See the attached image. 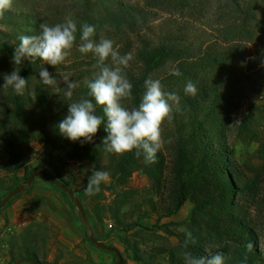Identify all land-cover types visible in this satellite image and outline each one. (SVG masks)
Listing matches in <instances>:
<instances>
[{
	"label": "trees",
	"instance_id": "trees-1",
	"mask_svg": "<svg viewBox=\"0 0 264 264\" xmlns=\"http://www.w3.org/2000/svg\"><path fill=\"white\" fill-rule=\"evenodd\" d=\"M43 1L46 0H13L11 10L0 19V26L3 27L0 28V149L8 153L7 162L0 163V170L7 174L14 173L20 167L22 153L29 150L32 141L42 140L51 145L62 154L64 160L88 158L96 170L110 174V184L106 186L102 183L96 198L100 201L102 190L113 195L109 210L117 233L126 235L135 227L141 226V223L138 219L131 222L125 219L130 216L122 209L130 202L131 192H117V188L127 187L132 174L142 168L159 195L157 202H150L152 211L157 215V223L163 218L175 215L186 201L192 202V216L186 230L191 231L195 243L185 248V233L181 232L177 235L179 239L175 245L164 249L153 248L149 254H141L136 245L121 236L135 263L155 264L159 255L166 254L167 264H185L186 251H190L194 256H206L209 252L215 253L219 250L224 254V264H261L263 250L260 247L259 230L261 228L264 231V198L260 192L259 173L256 169L240 165L235 158L234 138H231L233 135L246 141H260L257 120L262 108L258 105L257 94L264 83V11L252 8L253 5L242 7L239 0H224L234 11L239 12L242 22L224 26L223 39L228 42V46L213 52L203 51L201 47L194 49L184 40L175 42L167 38L156 39L151 33L135 35V44L134 40L123 36L129 32L128 28L130 32L137 33L138 27L141 26L138 20L141 9L131 0H78L80 8L85 11L81 20L79 18L75 21L76 40L80 39L82 26L87 23L98 29L105 30L109 27V33L113 32L118 43L126 42L131 47L135 45V61L123 71V75L133 86V98L122 101L125 107H138L144 92V80L149 75L161 81L164 91L176 93L180 97V110L174 109L169 120L174 138V154L170 184L166 194H163L166 157L162 149L158 151L154 164H146L143 155L137 157L135 150L123 156L106 151L103 139L107 133L103 124L91 143H74L59 134L57 125L67 113V104L77 102L81 98L92 99L88 97L89 90L83 82L92 79L94 75L84 76L78 73L75 78L72 77V81L78 83L79 87L73 90L71 99H67L62 92L55 94L52 87L40 81L38 71L43 61L39 58L35 61L25 60L20 65L12 63V56L20 44L21 35H39L41 25L53 26L65 22L62 12L55 10L56 6L51 0L46 2L51 3L49 8L44 9L40 4ZM145 1L150 4L157 0ZM176 1L186 6L190 0ZM74 3L67 2L68 6H63V9H77ZM46 14L50 15L47 17ZM249 23L255 26L259 33L258 42L262 49L245 63L242 48L235 44L252 39L253 34L247 28ZM212 43L216 45V42ZM243 63L246 66L245 71H242ZM174 66L180 69L181 76L169 74V69ZM44 67L49 69L50 65ZM14 68L27 80L23 96H17L11 87L3 85V75L10 73ZM238 69L239 72L232 75V72ZM160 70L167 73L157 78ZM251 74H256L257 78L253 79ZM189 80L198 89L194 97L184 92ZM57 81L60 87H64L58 77ZM34 90L36 98L33 101ZM240 96L247 99L248 106L241 122L234 125L233 100ZM97 115L103 117V106H97ZM259 144V151L264 157V142ZM45 158L39 167L28 170L27 175L47 165L54 171L55 178L61 181L52 156L47 155ZM59 161H63L62 158ZM247 169L251 172L248 173ZM86 184L87 180L81 190L83 194ZM13 189L15 188L10 191ZM242 195L255 200L258 211L262 214L261 224L246 216L237 205L236 198ZM99 209L100 205L97 203L92 208V214L101 224ZM164 227L172 233L168 226H161ZM40 230L47 231L45 226L34 223L16 237L20 240L19 245L11 244L9 249L12 262L27 259L32 264H43L38 260L37 254L38 241L44 237ZM249 242L254 246L251 252H248L246 247Z\"/></svg>",
	"mask_w": 264,
	"mask_h": 264
},
{
	"label": "rangeland",
	"instance_id": "rangeland-1",
	"mask_svg": "<svg viewBox=\"0 0 264 264\" xmlns=\"http://www.w3.org/2000/svg\"><path fill=\"white\" fill-rule=\"evenodd\" d=\"M69 1L75 2L74 6L78 8L76 7L75 10L73 8L69 9V7L66 10L63 9V6H68L67 2ZM46 2L48 0L40 3L43 9L49 8V5L53 3L56 6L55 10L61 11V15L65 19L71 18L77 21L80 18L81 20L85 11V9L80 8L78 0H51L50 4ZM131 2L141 9V15L138 17L141 26L138 27L137 33L130 32L128 28L127 31L129 32L123 34V36L131 38L134 42L136 41L134 39L135 35L151 33L156 39L167 38L172 41L175 40V42L184 40L187 43L189 42L194 49L201 47L203 51L211 50L215 52L228 46V42L223 39L225 37L223 33L224 26L228 23L240 24L242 22L239 12L234 11L233 7L225 3L224 0H190L186 3V6H182L176 0H157L155 3L150 4H147L145 0H131ZM239 3L242 7L253 5L252 8L264 11V0H239ZM49 15L46 14L45 16L48 17ZM0 28L3 27L0 26ZM247 28L253 34L252 39L235 44L242 48L245 63L258 50L262 49L258 42L259 33H257L255 26L249 23ZM109 32H111L109 27H106L105 30L95 27L93 39L97 42L101 39L112 40L114 42L113 46L121 56L131 53L133 59L127 67L129 68L135 61V45L131 47L126 42L118 43L117 38H114L116 36L112 34L113 32L111 34ZM212 42H216V45ZM80 43H82L80 39L76 40L70 50V55L66 57L62 64L56 68L50 66L48 69L49 72H53L58 77L60 82H62L64 75L69 76L72 80L78 73L87 76L89 74L94 75L99 70L96 67L97 58L92 53L85 55L78 51ZM106 63L112 66L111 58ZM245 63L241 66L242 71L246 69ZM163 71L160 70L157 73V78L165 76L167 72ZM237 72H239V69L232 72V75ZM251 75L253 79L257 78L256 74ZM257 97L258 105L262 108V113L257 120V132L260 138L259 142H264V83L260 87ZM247 106L248 101L243 99V96L234 98L232 107L234 125L241 122ZM169 120L166 119L161 125V134L164 140L161 149L166 157L163 194H166L167 187L170 184L174 154V138ZM233 138L236 160L241 166L258 171L260 192L264 198V157L259 151V142L246 141L239 138V136L233 137L232 135L231 140ZM29 146V150L22 153L19 162L20 167L14 173L7 174L0 170V201L10 192L11 188H16L26 182L30 176L27 175L28 170L39 167L42 160L47 155H51L53 163L60 174V180L78 195L94 238L116 248L121 254L122 264L137 263L131 259V252L125 248L121 236L128 238L131 244L136 245L141 254H149L153 248L164 249L175 245L179 239L177 235L184 232L182 230L187 229V224L192 216V202L186 201L175 215L170 218H163L157 223V215L152 211L150 202H157L159 195L144 169L140 168L132 174L127 187L124 189L119 187L117 192L130 190V202L123 207L122 211L129 214L130 217H125L127 221L131 222L138 219L141 226L135 227L126 235L124 233L118 234L109 210L113 195L106 190H102V194L99 195L100 201H98L96 195L88 196L81 193L84 182L91 175L89 169L93 163L88 158L76 157L64 160L62 154L60 155L56 149L42 140L32 141ZM61 158L63 161H59ZM7 160L8 153L0 149V163L5 164ZM41 170L55 177L54 171L49 166L44 165ZM249 172L251 171L248 170ZM109 184L110 180L105 185L108 186ZM97 203L100 205L101 224L96 221L92 214V208ZM236 203L246 216L261 224L262 214L258 211L255 200L250 199L247 195H242L236 198ZM34 223L45 226L47 230H40L44 237L39 239L37 249L38 260L43 264H113L116 261L113 254L97 249L88 240L85 227L70 195L48 180L37 176L24 192L0 209V264H13L9 254L10 245H19L20 240L16 237L23 234ZM164 225L168 226L167 228L172 233H169L166 227L161 228ZM259 232L261 235L260 247L263 250L260 263L264 264V231L260 228ZM19 264L30 263L23 261ZM155 264H167L166 254L159 255L155 260ZM236 264L242 263L237 262Z\"/></svg>",
	"mask_w": 264,
	"mask_h": 264
},
{
	"label": "clouds",
	"instance_id": "clouds-1",
	"mask_svg": "<svg viewBox=\"0 0 264 264\" xmlns=\"http://www.w3.org/2000/svg\"><path fill=\"white\" fill-rule=\"evenodd\" d=\"M12 3L13 0H0V19L11 10ZM76 32L77 23L71 18L53 26L41 25L39 35L19 37L20 44L14 50L12 63L20 65L25 60L35 61L39 58L43 61L38 71L40 81L52 87L55 94L59 95L62 92L65 98L71 99L73 90L78 88L79 84L64 75L62 77L64 87H60L56 75L50 73L44 65L56 68L65 61L76 41ZM94 36L95 27L85 23L82 26L80 36L82 43L79 44L78 51L85 55L92 53L97 58L96 67L99 69L92 79L83 82L89 90L88 97L92 99L81 98L77 102L67 104V113L57 125L59 134L74 143H91L103 124L107 133L103 139L106 151L123 156L135 150L137 157L143 155L146 164H154L157 153L164 144L161 125L166 119H171L174 109L180 110V97L176 93L164 91L161 81L149 75L144 80V92L138 107H125L122 101L133 98V86L122 72L133 59L132 54L121 56L113 46L112 40L101 39L97 42L93 39ZM109 58L112 66L106 63ZM169 74L177 77L182 75L180 69L175 66L169 69ZM3 81V85L11 87L17 96L24 95L27 80L15 68L3 75ZM184 92L194 97L198 89L189 80ZM32 95L34 101L35 90ZM97 106H103V117L97 115ZM89 170L91 175L87 178L85 194L93 196L101 191L102 183L109 182L110 174L107 171L96 170L95 165ZM182 231L185 233L184 246L187 248L195 243V238L191 231L186 229ZM246 247L247 251L251 252L254 246L249 242ZM184 259L185 264H224L225 261L223 252L219 250L215 253L209 252L206 256H194L190 251H186Z\"/></svg>",
	"mask_w": 264,
	"mask_h": 264
},
{
	"label": "water",
	"instance_id": "water-1",
	"mask_svg": "<svg viewBox=\"0 0 264 264\" xmlns=\"http://www.w3.org/2000/svg\"><path fill=\"white\" fill-rule=\"evenodd\" d=\"M37 176H40V177L48 180L49 182H51L52 184L58 186L59 188H61L62 190H64L66 193H68L70 195V197L72 198V200H73V202H74V204H75V206H76V208L78 210V213H79V215L81 217V220H82L83 225L85 227V231H86L88 240L97 249L112 253L115 256V258H116V261L113 264H121V261H122L121 254L116 248L111 247L109 245H106V244H104V243H102V242H100V241H98V240H96L94 238L93 233L91 231V228L89 226L88 220H87L86 213H85V211H84V209H83V207L81 205V202L79 200L78 195L74 191H72L67 185H65L63 182L59 181L54 176L48 174L47 172H45V171H43L41 169L32 172L23 185H20V186L16 187L12 191H10L8 194H6V196H4V198H2V200L0 201V209L2 207H4L9 202L10 199H12L16 195L24 192L30 186V184L32 183L33 179L35 177H37ZM23 261H26V262L32 264L31 261L27 260V259L17 260L15 262H13V264H19V263H21Z\"/></svg>",
	"mask_w": 264,
	"mask_h": 264
}]
</instances>
